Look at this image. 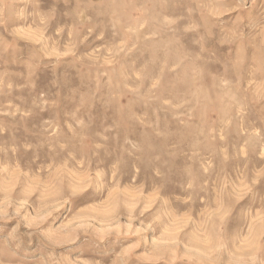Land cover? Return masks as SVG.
<instances>
[{"label":"rangeland","instance_id":"rangeland-1","mask_svg":"<svg viewBox=\"0 0 264 264\" xmlns=\"http://www.w3.org/2000/svg\"><path fill=\"white\" fill-rule=\"evenodd\" d=\"M0 264H264V0H0Z\"/></svg>","mask_w":264,"mask_h":264}]
</instances>
